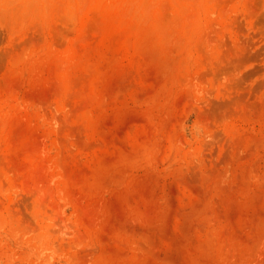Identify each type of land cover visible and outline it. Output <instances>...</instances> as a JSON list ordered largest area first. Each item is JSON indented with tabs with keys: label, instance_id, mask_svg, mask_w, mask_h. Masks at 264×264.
<instances>
[{
	"label": "rangeland",
	"instance_id": "1",
	"mask_svg": "<svg viewBox=\"0 0 264 264\" xmlns=\"http://www.w3.org/2000/svg\"><path fill=\"white\" fill-rule=\"evenodd\" d=\"M0 264H264V0H0Z\"/></svg>",
	"mask_w": 264,
	"mask_h": 264
}]
</instances>
